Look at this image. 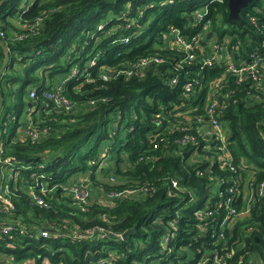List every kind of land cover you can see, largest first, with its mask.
Returning <instances> with one entry per match:
<instances>
[{
    "label": "trees",
    "instance_id": "obj_1",
    "mask_svg": "<svg viewBox=\"0 0 264 264\" xmlns=\"http://www.w3.org/2000/svg\"><path fill=\"white\" fill-rule=\"evenodd\" d=\"M20 1L5 0L0 5V31L6 34L1 40L12 56L11 63L1 75L0 89L2 80L7 77V70H14L17 60L25 61L37 53H43V62L59 60V55L63 52L59 48L61 42L65 51L69 47L72 50L73 43L77 41L81 44V57L74 60V63L81 61L82 68L91 59H96L97 63L87 70L88 74L91 73L90 76L68 82L70 90L66 92H69L67 95L76 103L78 113L69 116L64 123L60 121L64 119L63 114L53 125L49 123L52 125L51 135L42 136L38 140L18 138V141L6 143L5 157H27L29 159L26 161L15 162L31 166L43 163V167L36 170L37 180L26 175L25 178L31 179H24L22 184L21 179L19 187L12 191L15 203L13 214L23 226L26 225V230L18 229L14 247L6 246L5 236L0 239V249L4 250V253L0 252V256L5 257L0 264H5L9 258L19 262L28 260L35 264H42L45 260H50L53 264H90L91 260L108 255V252L96 251L93 241L72 237L76 231L84 233L89 228L99 226L105 227L109 236H117L116 234H123L136 227V231L127 237L129 248L133 249L130 255L142 250H151L148 253L153 254L164 248L161 241L166 235L167 223L175 216L180 219L177 236L168 247L174 246L175 241L178 244L188 243L196 232L194 225L197 221L193 211L184 205L205 206L207 200H219L215 197V180L212 177H225L230 180L228 184H231V178L236 173L230 169L221 170L218 163L210 166L209 159L191 161L181 153L177 139L184 138L186 134H196L199 142L202 137L197 132L207 129V123L200 124L202 130L194 124H197L195 114H206L205 100L208 96V87H203L193 96V100H185L182 96L185 90L183 84L197 79L207 85L224 73L226 66H206L202 75H199L200 66L197 62L194 66H188V74L183 68L171 66L172 50H166L160 44L162 32L170 25L195 32L197 28L190 26L191 11L209 0H37L30 17L43 16L39 30L29 33L23 40H14V33L22 30L7 18L9 15H17ZM129 2H132V11L126 17L139 19V25H132L127 30L124 22L115 29L113 26L120 22L115 17L129 9ZM139 9L144 10V15L140 18L137 16ZM230 14L228 0L209 3L204 20L211 21L218 41L228 39L229 48L239 46L238 52L243 56L255 48L263 49L261 44L264 43V33L254 26L250 17L255 16L260 25L264 24V0H253L241 11L239 19L231 18ZM103 22L104 29L98 30V25ZM129 34L133 36H130L128 42L117 40ZM156 53L164 61L151 64L142 74L127 76L119 73L108 75L107 79L101 76L104 71L101 72L100 66H104L106 70H112L114 66L128 69L134 66L135 61ZM3 60L1 45L0 67ZM59 66L61 64L53 65L41 75L30 71L27 73L26 82L19 88L20 99L14 104L18 117L26 112L27 104L24 103L23 96L28 90L25 88L34 87L41 92L46 82L55 79V74L60 73ZM67 72L69 71L64 73ZM177 73H180L182 86L169 85V78ZM81 81L84 84L75 90L74 86ZM12 83L14 82L7 80V84ZM229 89H235L232 96L238 102L230 100L222 119L230 128L234 164L238 167V173L244 177L239 191L235 192L238 196L235 204L239 208L245 205L251 182L257 188L250 214L226 232L229 246L235 249L231 264H237L241 256H244L246 264H264V194H258V188L264 181V86L260 92H256L247 84L237 85L234 78H231ZM184 110L192 117V124L185 125V129L165 131L154 140L160 134L158 125L161 123L169 122L174 127H184V124H178L175 115H171ZM1 118L2 110L0 121ZM4 125H0V130ZM122 130V148L124 153H128V160L126 163L124 159L117 160L112 170L111 167L106 168V165L113 162L112 152L121 138ZM161 131L164 129L161 128ZM94 135H97V147L87 151L77 163L75 154L79 144L89 141ZM103 141L106 144L101 145ZM205 144L206 141L202 140L201 146ZM187 146L189 149L194 147L191 141ZM0 166L2 168L1 162ZM99 174L110 176L103 180L108 192L136 186L147 187L149 190L139 198H117L113 204L105 206L96 204L91 199L85 203L75 200L69 189L82 181L90 185L94 199L99 186ZM2 175L4 178L3 173ZM172 179L179 181V188L173 187ZM42 182L46 186H41ZM54 184H57L55 188ZM28 185H34L35 191L44 197L49 206L37 205L29 196ZM177 203L181 206L174 207ZM155 212L161 213L162 218L158 222H151L149 216ZM103 215L108 219H103ZM44 226L64 231L59 235L65 236H43L41 229ZM143 228L146 230H142ZM134 238L140 240L139 246L131 243ZM204 240H210V237L200 236V241ZM89 248H92L91 252L87 251ZM188 258V252L177 253L176 248L170 253L173 264H179V260Z\"/></svg>",
    "mask_w": 264,
    "mask_h": 264
},
{
    "label": "built area",
    "instance_id": "obj_2",
    "mask_svg": "<svg viewBox=\"0 0 264 264\" xmlns=\"http://www.w3.org/2000/svg\"><path fill=\"white\" fill-rule=\"evenodd\" d=\"M2 0H0L1 2ZM215 1L222 0H209L205 2L204 5L196 7L191 11L192 23L191 27L197 28L194 32L192 30H183L181 27L170 25L167 30L162 32V44L161 47L164 49L172 50L173 54V63L171 66H177L178 68H183L188 74H190L188 66H194L199 62L198 74L202 75L206 66H218L219 64H225L226 70L215 80L209 82L207 85H203L201 80L193 79L183 86L185 90L182 94L183 98H191L200 92L203 87H208L207 97L205 100L206 114H195L197 124H194L199 130H202L200 126L201 123H207V129L197 132L200 138L198 142L197 135L186 134L184 138L177 139L176 142L179 145L181 153L185 154L191 161H200L202 159H209L210 166L218 163L221 170L230 169L236 173V176L231 178L232 183L228 184L230 180H227L225 177L218 176L212 177L215 180V197H218L219 200H214V198L207 200L206 205H197L192 207L187 204L184 205L185 208L193 211V214L196 217L197 223L194 225L196 232L191 236L190 241L186 244H182L175 241L174 246L168 247L170 242L174 237L177 236L178 223L180 221L179 217L175 216L170 219L167 223L166 235L163 236L161 245L163 249H159L158 252L150 254L145 250H142L138 254L130 255L133 252L132 248H129V241L127 238L123 237V234H116L117 236H109L108 230L99 226L94 229H87L86 232L82 233L76 231L75 235L72 237L75 238H84L90 241H93L95 244L96 251H106L108 255L97 257L96 260H91L90 264H173L170 259L171 251L176 248L178 252H188V259H181L178 261L179 264H231V259L235 254V249L229 246V239L226 232L232 230L236 224L245 219L251 211L252 201L257 196V188L253 185V182L250 183V191L247 192V202L245 205L239 208L235 202H238V196H236L237 191H239L240 186L244 182V177L238 173V167L234 164V157L230 147L231 143V134L230 128L227 125V122L222 119L224 110L229 106L230 100L232 102H238L237 98L232 96L235 92V89H229L230 80L234 78V81L237 85L247 84L255 89L256 92H260L264 86V48H255L247 53L246 56L240 55L239 46L229 48L228 39H225L223 42L218 41L217 33L212 30V24L210 20H204L205 16L208 13L209 3H214ZM37 3V0H21L18 6L17 15L13 18L8 16V20L11 23H15L17 20V25L21 28V32H16L13 35L14 40H23L29 33H33L39 30L40 23L43 19V16H38L36 18H31L32 8ZM129 8L127 11H123L121 15L115 17L116 20H119V24H115L113 27L118 29L125 22V29L129 30L132 25H139V19H134L133 16L126 17L127 14L132 11V2L127 4ZM139 11V12H138ZM138 18L144 15V10H138ZM251 15H249L250 17ZM113 18H110L112 20ZM204 20V21H203ZM251 22L254 26L258 27V30L264 33V24L260 25L259 20L255 16L250 17ZM200 26H198V24ZM104 22L99 24L98 30L104 29ZM114 31V30H113ZM213 31L211 37H208V33ZM115 32V31H114ZM6 34L4 31H0L1 37H5ZM130 36L133 34L126 35L117 40L122 42H128ZM207 38V39H206ZM228 38V37H225ZM87 42V41H86ZM261 45L264 46V43ZM81 44L77 42L73 43L71 50L79 54L81 57L82 50H80ZM1 47V44H0ZM78 47V48H77ZM8 48V47H7ZM77 49V50H76ZM233 49V50H232ZM72 56H69V59L72 60ZM164 58L160 55L152 54L134 62V66H130L128 69H119L118 66L112 67V70H106L104 66H100L101 76L104 79H107L108 75L124 73L127 76L139 75L144 72V70L153 63L163 62ZM81 61H78L75 64H72L67 74L64 73V78L59 80L57 78L49 80L46 82L44 88L39 92L36 88H31L28 91V94L23 96L24 103H26L25 113L21 114L19 117L15 114L11 116L13 121V127L10 128L5 126L0 130V162L2 163L1 174L3 169H10L9 180L7 182L3 181L2 175V184L0 187V239L5 236L4 241L6 242L7 247H14L13 242L17 238V231L26 230V225L23 226L21 222L15 219L13 214L15 203L12 199V191L19 187V181L21 184L25 178L24 176L29 175L33 179L37 174V169L43 163L39 165H18L14 167L12 164L15 162V157H5V147L7 142L18 141V138H31L33 140H38L42 136L52 134V125L55 121L51 122V118L63 114L64 119H68L70 112L69 108L76 109V103L73 102L69 95L70 90L68 87V82L71 80H81L87 75V70L97 63L96 59H91L86 63L87 66L82 68L80 66ZM74 65V66H73ZM182 74V73H181ZM187 76V75H186ZM76 84L74 89H79L81 85L84 84L83 81ZM168 84L171 86H182L180 83V73L175 74L170 77ZM251 91H249L250 93ZM68 94V95H67ZM68 99V105L66 108L61 106L59 100ZM199 104V103H198ZM191 105H189L190 107ZM187 108L188 105H185ZM3 108V107H2ZM2 110V109H1ZM51 111V112H49ZM1 113V111H0ZM50 114V116H49ZM175 115L177 118L178 124H184L183 126L174 127L173 123H161L158 125V130L160 134L154 137L156 140L158 137L162 136L165 131H176L177 128L185 129L187 124H192V117L188 116L184 111H177L171 114ZM48 117V120L46 118ZM42 121H45L42 123ZM51 123L52 125H50ZM161 128L164 131H161ZM187 131V130H181ZM161 140H164V137H161ZM206 141L205 146H201V141ZM189 141L194 145L193 149L188 148ZM155 145V147H157ZM188 149V151L186 150ZM103 165V164H102ZM101 165V166H102ZM29 182V180H25ZM86 181H82L76 184L73 189H69L73 198L78 202L87 200H92L94 193L91 195L90 185ZM39 184V183H38ZM41 186H46L44 182L40 183ZM229 185L228 188L224 185ZM173 187L179 188V181L177 179H172ZM27 191L32 200L40 206H49L48 202L42 197L41 194L35 191L34 185H28ZM46 189L42 188V191ZM149 189L143 186L130 187L123 191H107L105 194L106 199L109 201L108 205L113 204L117 198H139L146 194ZM84 193H86L84 195ZM258 194H264V181L260 184L258 188ZM83 195V196H82ZM181 204L177 203L174 207H180ZM86 209V205L85 208ZM5 214L2 216V214ZM179 211H177V214ZM162 214L159 212L153 213L149 216L151 222H158L161 220ZM103 219H108L106 215H103ZM33 226H36L35 224ZM52 229L57 230L54 227L44 226L41 231L42 235L46 237L53 236L54 238H60L65 236L59 235L62 232L52 231ZM252 229V228H250ZM62 230V229H61ZM16 231V233H15ZM52 233H55L52 235ZM180 235V234H179ZM40 236V235H38ZM97 236V237H96ZM201 237H210V240L200 241ZM132 244L139 246L140 242L132 239ZM181 245V246H178ZM183 245V246H182ZM221 245V246H219ZM93 248V247H92ZM61 249V248H60ZM63 249V248H62ZM127 249V251H126ZM88 252L89 249L87 250ZM148 253V254H146ZM117 260V262H115ZM149 261V262H148ZM155 261V263H153ZM5 264H35L31 261L23 260L21 262L15 261L12 258L6 260ZM42 264H53L50 260H45ZM237 264H246L244 256H241Z\"/></svg>",
    "mask_w": 264,
    "mask_h": 264
},
{
    "label": "rangeland",
    "instance_id": "obj_3",
    "mask_svg": "<svg viewBox=\"0 0 264 264\" xmlns=\"http://www.w3.org/2000/svg\"><path fill=\"white\" fill-rule=\"evenodd\" d=\"M9 16L11 18L14 17L13 15H9ZM224 27L228 28V26H224ZM59 48L63 50L62 54L59 55L60 59L55 60L52 63L47 62V61L43 62V56L41 55L43 53H37L36 55L28 58L25 61L17 60L16 64H15L16 67L13 68L14 70H7V77H5L1 82V89H2V92L4 95V101L5 102H4L3 108H2V118L0 121V125L5 124L6 126H8L10 128L13 127V121L11 120V116L16 113V111L14 110V104L16 103V101H18L20 99L21 93H20L19 88L26 82L27 73L29 71L34 72L37 75L38 74L41 75V74H43L44 70H46V71L50 70V67H52L53 65L61 64V66H59V69H60V73H62V72H65L69 69L70 64L71 65L75 64L74 60H76L79 57V54L78 53L70 54L71 53L70 47L65 51L63 48L62 42L59 43ZM70 55L73 56L72 60L69 59ZM7 80H10L11 82H14V83L7 84ZM15 80H18V82L15 83ZM25 89H26V91L27 90L29 91V88L26 87ZM68 101L69 100L66 98L65 100H59V103L61 104V106H64L66 108V105H68ZM73 108H74V106L72 108H69L70 112H68V113L70 115H68V116H71L75 113H78V110L73 109ZM49 112H51V111H49ZM49 116H50V114H49ZM4 117H6L7 119L4 120L3 119ZM58 118H59L58 116L51 118V122L55 121ZM46 120H48V117L46 118ZM66 120H68V119H63V120L60 119V121L62 123H64V121H66ZM44 122L45 121H42V123H44ZM123 133H124V131L122 130L121 138L116 142L114 151L112 152L113 162L110 161L109 162L110 164H107L106 168L111 167V169L114 170L113 168H115V164H116L117 160H123L124 159L125 163L127 162L126 160H128V153H124V150L122 148V146H123ZM96 138H97V135H94L89 139V141L81 142L79 144L80 146L77 148L76 154H75V159H76L77 163L81 161L82 156H84L87 151H90L91 148L97 147ZM104 144H106L105 141H103L101 145H104ZM14 161H16V160H14ZM21 164H24V163L14 162L12 165L14 167H16V166L21 165ZM9 173H10V169L9 170L6 168L3 169V174H4L3 181L4 182H7L9 180V178H10ZM109 177L110 176L106 177L105 175L100 176V174H99V186H97V187L100 191H102V193L105 192L103 180L106 178L109 179ZM118 183H119V181H118ZM56 185L57 184H54L53 188H55ZM54 190L55 189H53V191ZM102 193L100 194L99 192H96V194H99V198H101V200H99L98 203H96V204H100L101 206L108 205L109 201L106 199L105 194H102ZM65 194H68V193H65ZM85 194L86 193H84V195ZM142 230H146V228H143ZM134 239L136 241H140L137 238H134ZM94 244L95 243H93V246H94ZM91 250H92V248H89V251H91ZM0 252L4 253V250L0 249ZM4 260H5V257L0 256V262L2 263Z\"/></svg>",
    "mask_w": 264,
    "mask_h": 264
},
{
    "label": "water",
    "instance_id": "obj_4",
    "mask_svg": "<svg viewBox=\"0 0 264 264\" xmlns=\"http://www.w3.org/2000/svg\"><path fill=\"white\" fill-rule=\"evenodd\" d=\"M3 1L4 0H2L0 2V5L2 4ZM252 1L253 0H228L231 18L239 19L241 17V11L243 9L247 8ZM212 33H213V31H210L208 33V37H211ZM0 44L2 45V48L4 51V60H3L2 66L0 67V79H1V75L4 73V70L7 68V66L10 63V52L1 39H0ZM3 104H4V96H3V93L1 92V89H0V111L3 107ZM28 159L29 158H27V157H20V156L15 158L16 161L17 160L18 161H26ZM1 184H2V174H1V166H0V187H1ZM52 231H56V230L52 229ZM135 231H136V227H133V228L127 230L125 233H123V237L127 238L130 234H132Z\"/></svg>",
    "mask_w": 264,
    "mask_h": 264
},
{
    "label": "crops",
    "instance_id": "obj_5",
    "mask_svg": "<svg viewBox=\"0 0 264 264\" xmlns=\"http://www.w3.org/2000/svg\"><path fill=\"white\" fill-rule=\"evenodd\" d=\"M15 23L17 24V20H15ZM61 74V75H60ZM56 78L59 80H62L64 78V72L62 73H57L55 74ZM97 192H99L100 194L102 193V191H100L97 187ZM103 194V193H102ZM97 200V201H96ZM101 200V198H99V194H96L94 196L93 202L98 203V201Z\"/></svg>",
    "mask_w": 264,
    "mask_h": 264
},
{
    "label": "clouds",
    "instance_id": "obj_6",
    "mask_svg": "<svg viewBox=\"0 0 264 264\" xmlns=\"http://www.w3.org/2000/svg\"><path fill=\"white\" fill-rule=\"evenodd\" d=\"M5 1V0H4ZM101 24V23H100ZM99 26V25H98ZM7 47V46H6ZM9 50V49H8ZM10 52V51H9ZM11 59H12V56H11V53H10V63H11ZM9 63V64H10ZM8 67V66H7Z\"/></svg>",
    "mask_w": 264,
    "mask_h": 264
}]
</instances>
